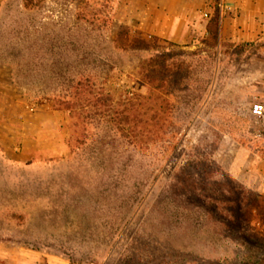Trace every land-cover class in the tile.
Returning a JSON list of instances; mask_svg holds the SVG:
<instances>
[{
    "label": "rangeland",
    "instance_id": "rangeland-1",
    "mask_svg": "<svg viewBox=\"0 0 264 264\" xmlns=\"http://www.w3.org/2000/svg\"><path fill=\"white\" fill-rule=\"evenodd\" d=\"M193 2L173 41L152 0H0V264H264L225 220L258 194L229 167L264 157V0H221L216 45Z\"/></svg>",
    "mask_w": 264,
    "mask_h": 264
},
{
    "label": "crops",
    "instance_id": "crops-1",
    "mask_svg": "<svg viewBox=\"0 0 264 264\" xmlns=\"http://www.w3.org/2000/svg\"><path fill=\"white\" fill-rule=\"evenodd\" d=\"M152 4L158 9L152 23L166 26L164 30L158 29V35L173 41L184 40V36L179 32V27L182 26L186 31H190L193 25H189L192 18L188 14L197 12L203 6L201 2L194 3L193 0H152ZM177 6H180L179 12H175ZM159 9H161V14ZM241 153L229 167L230 172L240 183L256 193L264 195V157L259 153H254V157L249 148Z\"/></svg>",
    "mask_w": 264,
    "mask_h": 264
},
{
    "label": "trees",
    "instance_id": "trees-1",
    "mask_svg": "<svg viewBox=\"0 0 264 264\" xmlns=\"http://www.w3.org/2000/svg\"><path fill=\"white\" fill-rule=\"evenodd\" d=\"M38 0H24V5L26 8H32ZM211 6L213 8V16L209 22V33L211 35V40H214L215 45L216 42H219V29L221 25V0H210ZM124 36L125 41L130 42L135 49H143V50H152L157 47H161V44H172L171 41L161 38H156L154 42H147L142 39L132 38L131 37V30L129 28L123 27L120 32V37ZM243 44H240L238 46H242ZM146 80L152 88L156 85V78L153 75L155 73L154 71V63L151 61L147 67H146ZM166 78H163L162 82H166ZM157 82V83H158ZM232 179V178H231ZM236 180L232 179V184H236ZM240 188L244 189L242 185H240ZM245 190V189H244ZM247 197L241 198L239 196H233L232 198L227 199L226 201V211H227V217H225V220L227 221L226 225L231 229L232 223H237V221L245 222V223H251L257 222L259 224L258 236L256 235L257 240L260 244H264V195L261 194H253L250 192H246Z\"/></svg>",
    "mask_w": 264,
    "mask_h": 264
},
{
    "label": "built area",
    "instance_id": "built-area-1",
    "mask_svg": "<svg viewBox=\"0 0 264 264\" xmlns=\"http://www.w3.org/2000/svg\"><path fill=\"white\" fill-rule=\"evenodd\" d=\"M220 6L222 9V4ZM253 113L257 116H263L264 115V104L256 103L253 107Z\"/></svg>",
    "mask_w": 264,
    "mask_h": 264
}]
</instances>
